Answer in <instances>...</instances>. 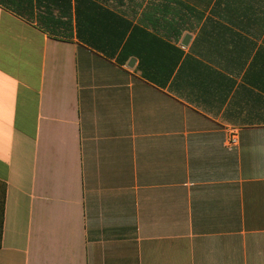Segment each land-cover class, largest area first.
<instances>
[{"label":"crops","instance_id":"obj_1","mask_svg":"<svg viewBox=\"0 0 264 264\" xmlns=\"http://www.w3.org/2000/svg\"><path fill=\"white\" fill-rule=\"evenodd\" d=\"M0 180V264H264V0H0Z\"/></svg>","mask_w":264,"mask_h":264},{"label":"trees","instance_id":"obj_2","mask_svg":"<svg viewBox=\"0 0 264 264\" xmlns=\"http://www.w3.org/2000/svg\"><path fill=\"white\" fill-rule=\"evenodd\" d=\"M6 194L7 184L0 180V246L2 245L3 241Z\"/></svg>","mask_w":264,"mask_h":264},{"label":"built area","instance_id":"obj_3","mask_svg":"<svg viewBox=\"0 0 264 264\" xmlns=\"http://www.w3.org/2000/svg\"><path fill=\"white\" fill-rule=\"evenodd\" d=\"M226 142L229 145H236L238 143V132L234 129H229L226 137Z\"/></svg>","mask_w":264,"mask_h":264},{"label":"water","instance_id":"obj_4","mask_svg":"<svg viewBox=\"0 0 264 264\" xmlns=\"http://www.w3.org/2000/svg\"><path fill=\"white\" fill-rule=\"evenodd\" d=\"M189 41H190V36L187 35V36L185 37L184 41H183V44L186 45V44L189 43Z\"/></svg>","mask_w":264,"mask_h":264}]
</instances>
